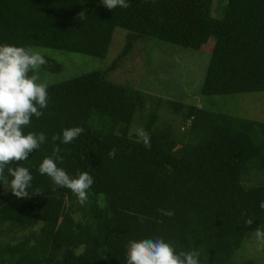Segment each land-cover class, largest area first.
Here are the masks:
<instances>
[{"label": "trees", "instance_id": "16d2710c", "mask_svg": "<svg viewBox=\"0 0 264 264\" xmlns=\"http://www.w3.org/2000/svg\"><path fill=\"white\" fill-rule=\"evenodd\" d=\"M211 2L129 0L109 10L101 0H0V45L101 58L122 28L118 60L142 37L209 55L193 103L113 84L100 71L48 85L43 116L25 129L46 142L10 165L29 169L28 197L0 185V264H126L129 241L155 238L177 252L198 250L200 264H255L232 256L249 232L264 229V123L223 113L217 97L264 91V0H217V17ZM44 58V70H59ZM161 108L167 118L157 116ZM75 126L84 132L71 144L55 142L64 157L57 165L93 177L84 205L38 172L51 137Z\"/></svg>", "mask_w": 264, "mask_h": 264}, {"label": "clouds", "instance_id": "9594fccd", "mask_svg": "<svg viewBox=\"0 0 264 264\" xmlns=\"http://www.w3.org/2000/svg\"><path fill=\"white\" fill-rule=\"evenodd\" d=\"M103 7L113 10L117 7L127 9L129 0H101ZM83 18L79 14V19ZM47 61L39 51L31 47L0 45V185H6L11 193L20 199L28 197V189L33 179L27 167H11L28 159L46 142L44 133L25 132L31 126L32 118L43 116V109L49 103L48 85L38 82L37 70ZM84 132L83 127L75 126L62 130V134H54L52 153L46 156L39 165L38 172L47 175L57 187L69 189L84 205L88 200V190L93 185V177L88 172H77L70 176L58 167L57 161L63 162L60 155V144H71ZM136 135L143 145L150 147V136L142 128ZM116 149L109 151V158H114ZM10 177V179H9ZM260 208L264 209V201ZM162 215L171 217L174 213L164 209ZM254 219L244 220L245 227H251ZM256 239L264 244V229L254 230ZM198 250L177 252L173 245L162 238L129 241L126 264H200Z\"/></svg>", "mask_w": 264, "mask_h": 264}, {"label": "rangeland", "instance_id": "374dc122", "mask_svg": "<svg viewBox=\"0 0 264 264\" xmlns=\"http://www.w3.org/2000/svg\"><path fill=\"white\" fill-rule=\"evenodd\" d=\"M217 5V0H212L210 7L212 17L219 15ZM127 33L122 28H114L106 53L101 58L32 47L41 55L59 64L57 72H49L40 67L36 73L39 76L38 82L53 85L90 71H100L104 79L113 84L127 86L160 100L169 101L177 95V98L180 97L183 101L197 102L192 95L196 94V88L209 57V55L207 57L206 48L204 51L192 50L188 46L180 45L179 47L157 39L142 37L133 42L129 52L118 60L116 56L125 45ZM116 60L114 68L110 69L109 65ZM217 98L220 99L218 109L223 113L264 123V91ZM165 111L161 108L157 111V116L161 118L164 114L167 118L168 113ZM10 236L11 234L9 235L4 230L3 238L9 240ZM232 257L236 260L251 259L255 264H264V244L256 239L254 232H249L242 246L235 251Z\"/></svg>", "mask_w": 264, "mask_h": 264}]
</instances>
